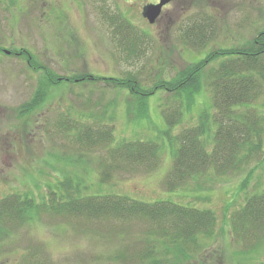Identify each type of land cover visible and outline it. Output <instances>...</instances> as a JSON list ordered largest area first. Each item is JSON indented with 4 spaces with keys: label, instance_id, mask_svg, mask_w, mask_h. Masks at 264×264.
<instances>
[{
    "label": "rangeland",
    "instance_id": "1",
    "mask_svg": "<svg viewBox=\"0 0 264 264\" xmlns=\"http://www.w3.org/2000/svg\"><path fill=\"white\" fill-rule=\"evenodd\" d=\"M156 1L0 0V201L16 195L47 204L53 191L55 203L119 196L208 209L216 217L212 236L189 258L170 255L165 264H264V244L251 250L236 243L229 223L247 196L264 190L261 156L241 162L237 171L195 176L172 190L165 185L177 148L172 150L168 137L196 125L203 110L212 111L209 87L190 105L185 102L181 123L169 128L162 111L174 106L170 94L140 98L115 85L119 81L88 80H134L140 88H152L208 51L246 46L264 31V0H171L149 24L141 14ZM207 18L214 19V34L197 50L183 41L182 31ZM121 23L131 27L129 37H138L135 55L122 50ZM52 76L58 79L55 86ZM75 76L85 79L77 83ZM40 90L44 98L25 111ZM257 105L264 110V94ZM100 122L112 123L109 147L76 143L78 130ZM123 141L158 144L154 168L110 162L108 150ZM106 169L108 178L101 182ZM68 215L39 214L3 226L0 264H24L32 256V264H142L136 255L146 251L147 222Z\"/></svg>",
    "mask_w": 264,
    "mask_h": 264
},
{
    "label": "trees",
    "instance_id": "2",
    "mask_svg": "<svg viewBox=\"0 0 264 264\" xmlns=\"http://www.w3.org/2000/svg\"><path fill=\"white\" fill-rule=\"evenodd\" d=\"M213 21L207 18L205 24L202 21L203 24L198 22L189 26L185 32L182 31L183 41L192 47L196 46L197 50L205 48L209 42L207 39H211L214 34ZM109 22L114 25L112 19ZM121 26L123 31L118 29V32L125 35L122 50L128 55H135L140 51L136 48L138 37H129L132 31L127 23H121ZM263 56L264 31L257 33L246 46L208 51L203 58L189 64L173 79H158L152 88H140L134 80L128 84L123 80L93 76L88 80L96 83L119 81L115 85L125 87L132 95L140 98L150 97L158 91L170 94L175 97L174 106L168 112V104L162 111L169 128L181 123L185 102L190 105L195 96L205 90L206 85L209 87L212 111L203 110L196 125L179 131L173 138L168 137L172 150L177 147L172 152L171 170L165 181L167 189L172 190L182 187L195 176L209 172L223 174L237 171L241 162L254 155L264 159V110L257 105L264 94ZM214 63L219 64L206 72L208 65ZM84 79V76L72 78L77 83ZM49 82L55 86L58 79L52 76ZM44 96L40 90L25 107V111L35 108ZM108 124L100 122L99 127L88 126L78 130L76 143L87 147H109L113 142V127ZM160 148L158 144L149 141H123L108 150L107 154L112 163L121 161L149 170L158 161ZM102 175L101 182L108 178L109 169ZM241 187L245 190L246 182ZM49 194L55 195L53 191ZM51 195L47 204L16 195L0 201V233H3L5 225H12L14 221L26 222L39 214H69L90 220L105 218L143 221L150 224L147 232L149 237L147 248L144 249L146 251L136 255L138 262L165 264L169 262L166 259L170 255L176 260L189 258L191 254L200 251L204 239L212 236L216 225V217L211 210L185 207L168 201L147 204L127 197L104 196L55 203ZM229 223L232 239L236 243L250 247L251 250L264 244V190L247 196L244 204L231 214ZM118 259H125V256L119 255ZM29 263L33 261L24 262Z\"/></svg>",
    "mask_w": 264,
    "mask_h": 264
},
{
    "label": "water",
    "instance_id": "3",
    "mask_svg": "<svg viewBox=\"0 0 264 264\" xmlns=\"http://www.w3.org/2000/svg\"><path fill=\"white\" fill-rule=\"evenodd\" d=\"M171 0H159L157 5L149 4L143 8L142 17L148 21L149 24L155 23L161 13L163 6L170 3Z\"/></svg>",
    "mask_w": 264,
    "mask_h": 264
},
{
    "label": "flooded vegetation",
    "instance_id": "4",
    "mask_svg": "<svg viewBox=\"0 0 264 264\" xmlns=\"http://www.w3.org/2000/svg\"><path fill=\"white\" fill-rule=\"evenodd\" d=\"M159 3V0H157L155 3H153L154 5H157ZM30 261H33V259H30Z\"/></svg>",
    "mask_w": 264,
    "mask_h": 264
}]
</instances>
